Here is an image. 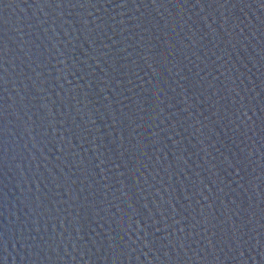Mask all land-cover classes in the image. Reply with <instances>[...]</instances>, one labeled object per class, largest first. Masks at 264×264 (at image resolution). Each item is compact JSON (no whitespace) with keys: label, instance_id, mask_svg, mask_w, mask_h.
Returning <instances> with one entry per match:
<instances>
[{"label":"water","instance_id":"water-1","mask_svg":"<svg viewBox=\"0 0 264 264\" xmlns=\"http://www.w3.org/2000/svg\"><path fill=\"white\" fill-rule=\"evenodd\" d=\"M0 264H264V0H0Z\"/></svg>","mask_w":264,"mask_h":264}]
</instances>
